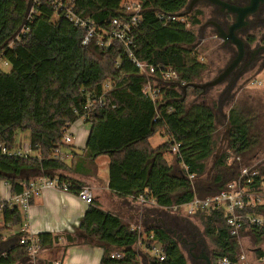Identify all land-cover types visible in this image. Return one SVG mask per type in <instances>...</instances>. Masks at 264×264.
I'll list each match as a JSON object with an SVG mask.
<instances>
[{
	"label": "trees",
	"instance_id": "trees-1",
	"mask_svg": "<svg viewBox=\"0 0 264 264\" xmlns=\"http://www.w3.org/2000/svg\"><path fill=\"white\" fill-rule=\"evenodd\" d=\"M128 1H70L79 19L97 26L98 35L84 45L86 30L75 26L49 0L35 2L30 19L29 1L0 0V189L7 182L11 193L19 195L24 192V182L44 175L58 177L62 184L70 183V193L77 194L84 185L68 174L90 173L96 168L95 160L107 155L111 160L109 186L119 197L136 199L143 195L161 208L193 200L195 192L187 173L196 180L206 174L207 162L216 148L217 104L209 105L203 97V101L189 106V97H199L202 90L189 87L185 95L179 84L161 81V93L153 101L143 93L149 78L141 74L134 58L175 69L186 85L200 84L209 67L196 51L197 36L188 27L200 25L203 12L197 10L180 17L190 0H144L141 20L129 33L134 56L130 57L121 42L115 40L110 47L100 42L108 41L105 33L111 32L114 19L128 18L123 13ZM159 14L176 15L184 21L165 25ZM101 97L102 106L85 109L89 98ZM85 115L91 131L83 153L75 155L71 165L54 159L53 151L63 145L65 131ZM253 115L239 105L230 110L229 144L216 162L218 168L237 165L239 170L253 164L250 159L257 156L264 142ZM19 132H30L34 155L4 156L3 148L15 149ZM157 134L168 140L153 147L150 140ZM175 145H179V162L187 168L183 176L172 173L166 158ZM238 157L242 163L231 165L229 160ZM260 166L264 175V164ZM215 182L217 189H202L203 195L215 194L227 184L221 177ZM198 217L216 247L213 264L223 260L238 263L239 240L231 237L224 212L211 210ZM23 222L18 207L0 212V243L6 230ZM80 230L104 249L101 264H142L136 250L139 231L125 224L119 215L101 209L98 202L89 206ZM249 231L259 241L264 235V227ZM245 232L246 228L241 236ZM151 237L163 248L165 259L152 255L149 264H189L178 241L165 229L148 231L147 238ZM39 238L43 248L60 241L59 236L49 233ZM116 252L124 257L112 258ZM28 256L26 246L18 243L0 255V264H19Z\"/></svg>",
	"mask_w": 264,
	"mask_h": 264
},
{
	"label": "built area",
	"instance_id": "built-area-1",
	"mask_svg": "<svg viewBox=\"0 0 264 264\" xmlns=\"http://www.w3.org/2000/svg\"><path fill=\"white\" fill-rule=\"evenodd\" d=\"M32 2L31 10L27 19L31 18V14L34 12V3L38 0H27ZM59 12H64L65 16L74 23L75 26L86 30V37L83 42L84 45L89 44L92 38L98 35L97 26L91 21H85L79 19L73 11V7L69 4L73 0H49ZM145 11L144 0H130L124 4L123 13L128 16L127 19H114L112 23L111 32L105 33L106 40L100 41L101 45L111 46V43L115 40L121 42L130 57L133 56L131 50V45L133 44L132 38L129 37V33L137 26L141 20V15ZM159 19L168 25L175 21H184L176 15L166 16L165 14H159ZM137 68L140 70L141 74L146 75L149 80L144 85L143 93L146 97L151 98L156 101L161 93L160 83H176L181 87L186 85L185 82L181 81L180 74L171 67H161L148 64L146 62L139 61L134 58ZM160 78V80L158 79ZM161 81V82H160ZM256 83V82H255ZM105 88L109 89V84L105 85ZM103 97L99 99L89 98L86 106V110H92L97 106H102ZM87 115L82 117L80 120L86 122ZM74 137L71 133V127H69L63 136L62 146L58 147L53 151V158L60 161H66L69 158V153L64 149L65 146H69L73 143ZM173 153H179V145L173 147ZM2 154L4 156L13 157H28L33 156L34 153L29 149L25 152H16L14 150L10 151L7 148L2 149ZM179 159V158H178ZM230 164L242 163L241 158H231L229 160ZM261 163L251 164L249 166H243L239 169L238 173L233 176V178L227 182L224 189L211 195H198L194 185L196 180L194 175L188 174L189 180L192 182L195 196L193 200L187 204L175 205L170 208H165L171 212L183 216L184 218H192L198 216L200 213L206 211H222L225 214L227 222L230 227V235L232 238L240 239L241 232L244 228L248 231L252 228L264 227V175L261 172ZM184 171L187 172L186 166L183 164ZM7 186H10L7 182ZM24 192L19 195H13L6 198H0V212L6 208L18 207L21 209L24 215V222L19 226L18 233V243L20 245L26 246L29 252V259L36 264L41 254L43 253V245L39 238L40 234H36L31 229V224L29 223V214L32 208V199L44 189H57L62 192L70 193V183H60L58 177L53 179L47 178L44 175L39 177L30 178L29 181L23 183ZM11 188V187H10ZM78 198L86 206H90L95 201V195L93 189L90 186H81L78 193ZM140 204L143 205H157L156 201L153 199H148L147 197L141 195L136 198ZM251 210V211H249ZM141 234L140 241L141 244L144 240V233L141 228H135ZM150 239V238H149ZM152 239V237H151ZM150 249L153 250L150 244ZM156 257L161 260L165 259L163 248L156 251ZM121 253H113L112 258H123ZM245 255H240L238 263L245 264ZM47 264H64L61 261H50ZM221 264H230L228 260H223Z\"/></svg>",
	"mask_w": 264,
	"mask_h": 264
},
{
	"label": "crops",
	"instance_id": "crops-1",
	"mask_svg": "<svg viewBox=\"0 0 264 264\" xmlns=\"http://www.w3.org/2000/svg\"><path fill=\"white\" fill-rule=\"evenodd\" d=\"M232 91L233 89L227 90L225 88L218 99L211 103V105L213 103L217 104L216 119L218 129L221 124V119L229 120V113L233 106H226L224 110L223 101L228 100L227 96L233 93ZM209 93L207 92V94L200 95L199 97L190 96L188 105L191 106L194 103L200 102L201 97H205ZM90 131L89 125L82 120L77 121L71 127L74 140L69 145L70 148H66V151L70 154V159L67 162L69 165L72 164L75 155H81L83 153L90 136ZM167 140L168 138L164 135L157 134L150 140V143L153 147H158ZM166 158L172 167V173L175 176H183L185 172L183 163L179 162L177 154L171 151V153L167 154ZM110 162V157L102 155L95 160V170H92L90 173H71L68 176L84 186H90L93 189L95 201L100 204L101 209L115 213L122 218L125 224L131 225L133 228L139 227L143 230L144 240L141 244L136 245V250L140 260L141 255H145L148 258L152 256L148 253V247L153 241L151 238H147L148 231L157 228L158 226L155 224L160 222V218H157L159 215L156 212L169 214L173 218L182 221L185 218L158 205H143L135 200L134 197L121 198L113 193L109 186ZM10 196H12L10 186L2 183L0 198L6 199ZM88 208L89 206L81 202L77 194L74 193H66L57 189H44L35 195L29 214L31 229L36 234L49 233L60 238L59 243L44 248L36 264H47L50 261L57 260L64 264H101L104 249L96 240L88 237L80 230ZM16 244H18V235L12 236L7 242L2 241L0 246L4 245L6 249H1L0 254H4ZM19 264H33V262L27 257Z\"/></svg>",
	"mask_w": 264,
	"mask_h": 264
},
{
	"label": "rangeland",
	"instance_id": "rangeland-1",
	"mask_svg": "<svg viewBox=\"0 0 264 264\" xmlns=\"http://www.w3.org/2000/svg\"><path fill=\"white\" fill-rule=\"evenodd\" d=\"M191 1L192 0H190V2ZM197 10L203 12V15L200 17L201 24L195 27L190 25L188 28L195 32L197 36L196 51L200 53L202 61L209 67L208 71L204 74L202 82H200V84H202L216 78L219 72L226 67L229 59L228 57L225 58L223 55H221L220 42L213 38L215 35L213 28L211 26H204V24H206L210 20V9L207 8L205 4H196L191 14H193ZM187 11L188 7L185 12ZM252 81H256V83L254 82V84H252ZM258 82H264V72L258 74L256 73V71H253L252 73L247 74L244 77L243 81L233 89V93L227 96L228 100L223 101V107L225 110L226 106L230 107L239 105L242 109L244 108L247 111H252V113L254 114L253 117L256 116L257 127L262 133V138H264V83L261 85V83ZM225 88L226 84L223 83L215 88L210 89L208 91V93H210L204 97L205 103L211 105L214 100L216 101L218 99ZM202 98L203 97H201L200 102L204 100ZM220 123L221 124L219 126V129L217 126L218 130L215 136V152L207 162L206 174L201 179L194 181V185L198 195L205 194L202 189L205 190L207 187L217 189L216 185L218 184L215 182V179L217 177H221L222 182L226 183L230 179H232L233 176L239 171L237 165H234L231 168H218L216 166V162L225 152L229 144V120L221 119ZM30 144V132H19L16 138L14 151H21L23 153L26 151V149L30 148ZM69 159L70 158H67L66 162H68ZM250 162L254 164L263 162L264 164V142L263 147L258 150L257 156L251 157ZM156 214L159 215L157 218H160V222L155 224L156 226L162 227L165 230H168L169 228L172 232V236L179 235V233L183 234V237L180 239L186 240L188 244L182 243L178 238L176 240L178 241V244L185 257L188 259L189 264H194L191 258L192 256L190 254V249L192 247H195L194 244H196L197 242L202 243L205 246L202 252H205V255L211 257L212 259L213 251L216 249V247L212 239L206 236L205 226L200 217L195 216L192 218H185L184 221H182L180 219L173 218L166 213L157 211ZM184 231H188V234ZM189 232H191V235H189ZM18 233L19 227H13L12 229L6 230L4 234L5 239L3 240V242H7L9 238L18 235ZM151 244L153 250H150V246H147L149 248L148 253L155 256L156 251L160 248V244L155 241H152ZM239 246L240 255H245L246 257L245 264H264V256L260 257V253L264 254V235L259 241L256 235L248 230L239 239ZM1 249H6V247L4 245H1L0 251H2ZM148 258L145 255H141V263L149 264ZM196 264H205V260L202 262L198 261Z\"/></svg>",
	"mask_w": 264,
	"mask_h": 264
},
{
	"label": "flooded vegetation",
	"instance_id": "flooded-vegetation-1",
	"mask_svg": "<svg viewBox=\"0 0 264 264\" xmlns=\"http://www.w3.org/2000/svg\"><path fill=\"white\" fill-rule=\"evenodd\" d=\"M223 3H226L231 6H235L238 8H255L246 18L245 24L237 30V35L245 42L246 44V54L243 61L239 64V66L235 69V71L231 74V76L225 82L226 89L232 90L237 87L240 82L243 81L244 77L252 73L253 71L256 73L264 72V0H220ZM197 4H205L207 8L210 9L209 21L204 24V26H211L215 32L213 38L220 42V50L221 55L225 58L228 57L229 62L225 68H227L237 57L238 51L237 48L233 45L231 41H224L220 39L221 32L219 27L226 33H230V27L233 23H235V19L237 14H232L223 6L214 4L209 0H199ZM257 5V6H255ZM251 38H255L254 43L250 42ZM223 70L219 72L222 73ZM218 74V75H219ZM255 81L252 82L254 84ZM261 85L264 82H260ZM187 232L188 231H184ZM191 235V232H189ZM176 237H183L182 233L176 235ZM182 243L188 244L186 240H181ZM191 258L196 264L198 261H204L203 255L200 257L194 256L191 251Z\"/></svg>",
	"mask_w": 264,
	"mask_h": 264
},
{
	"label": "water",
	"instance_id": "water-1",
	"mask_svg": "<svg viewBox=\"0 0 264 264\" xmlns=\"http://www.w3.org/2000/svg\"><path fill=\"white\" fill-rule=\"evenodd\" d=\"M198 1L199 0H192L188 6V11L185 12L184 14H182V16H180V17H186V16L190 15ZM209 1L214 3V4L221 5L225 9L227 8L229 10V12L232 14H237V17L235 19V23H233L232 26L230 27V33L226 34L219 27V30L221 32V35L219 37H220V39H222L224 41H231L233 43V45L237 48L238 55H237L236 59L227 68H225V70L222 73H220L213 80L202 83V84H190V85L182 86V88L185 92V95H186V91L189 87H192L195 89H200V90H202V95H205V94H207V92L210 89L215 88V87L225 83L227 81V79L231 76V74L235 71V69L239 66V64L243 61L245 54H246V44L237 35L236 32L239 28H241L245 24L247 16L255 8H252V9H250V8H238V7L223 3L220 0H209ZM31 5H32V2H30V4H29V12L31 10ZM255 6H257V5H255ZM166 231L171 235L172 232L170 231L169 228ZM173 238L177 239V237L175 235H173ZM194 245H195V247H192L190 249L191 253L196 257H200L201 255H203V260H205V264H213L211 257L206 256L205 252H202V250L205 248V246L202 243H198V242Z\"/></svg>",
	"mask_w": 264,
	"mask_h": 264
}]
</instances>
